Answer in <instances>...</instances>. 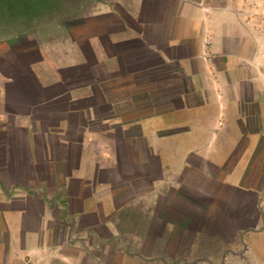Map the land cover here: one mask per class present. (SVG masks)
Segmentation results:
<instances>
[{
	"label": "crops",
	"instance_id": "crops-1",
	"mask_svg": "<svg viewBox=\"0 0 264 264\" xmlns=\"http://www.w3.org/2000/svg\"><path fill=\"white\" fill-rule=\"evenodd\" d=\"M63 1L0 23V264H238L264 240V0Z\"/></svg>",
	"mask_w": 264,
	"mask_h": 264
},
{
	"label": "rangeland",
	"instance_id": "rangeland-1",
	"mask_svg": "<svg viewBox=\"0 0 264 264\" xmlns=\"http://www.w3.org/2000/svg\"><path fill=\"white\" fill-rule=\"evenodd\" d=\"M23 4H26V6ZM0 8L15 10L13 11L14 14L12 16L0 17V23L5 24L7 21L8 24L15 27L32 24L34 22H48L50 24L52 23L53 11L55 10L54 8H52L51 0H26L25 2H23V0H0ZM66 8V2H62L61 0L60 13H62L63 10H66ZM28 13L30 14V16L28 15ZM55 14L56 13H54V15ZM23 23L25 24L22 25ZM224 121L227 123V116H224ZM228 130L229 129L225 127L222 130L223 134H219V136L212 141L210 145L211 149H218L221 147L220 145L224 137L227 135ZM260 238L258 237L257 240H252L249 236L244 237L245 243L247 244V246H245L244 243V247L249 248L250 252L249 255H247L246 253L245 256H240L238 264H261L263 262V257L260 256V251L264 249V240H261L262 238Z\"/></svg>",
	"mask_w": 264,
	"mask_h": 264
}]
</instances>
